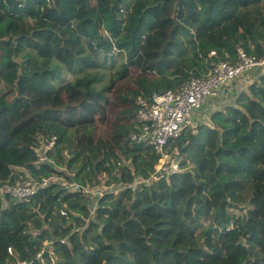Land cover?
Wrapping results in <instances>:
<instances>
[{
	"label": "trees",
	"instance_id": "trees-1",
	"mask_svg": "<svg viewBox=\"0 0 264 264\" xmlns=\"http://www.w3.org/2000/svg\"><path fill=\"white\" fill-rule=\"evenodd\" d=\"M239 47L264 56V0H0V188L47 179L26 200L0 192V264H264V67L170 142L181 171L135 184L159 156L128 138L137 96L175 91ZM131 66L126 120L95 138ZM103 174L119 192L67 188Z\"/></svg>",
	"mask_w": 264,
	"mask_h": 264
},
{
	"label": "built area",
	"instance_id": "built-area-1",
	"mask_svg": "<svg viewBox=\"0 0 264 264\" xmlns=\"http://www.w3.org/2000/svg\"><path fill=\"white\" fill-rule=\"evenodd\" d=\"M213 55L215 52L211 51L209 56ZM257 67H264V56L248 55L239 47L235 61L213 62L205 74L187 78L175 91L167 89L153 92L147 97L137 96L135 120L138 126L129 133L128 138L132 142H141L152 147L159 159L149 178L140 179L135 184H149L181 171V158L166 151L170 142L194 126L198 120L197 110L207 98L226 97L229 84ZM56 139V136L43 138L44 150H49L55 144ZM46 182V178L38 182H16L14 185H5L0 192L9 194L19 201L26 200L36 192L38 186L45 185ZM67 188L71 191H84L76 182L67 185ZM7 251L12 255L11 248ZM42 252L43 250H40L36 257L40 258ZM41 261L43 262V259ZM17 264L28 263L18 261Z\"/></svg>",
	"mask_w": 264,
	"mask_h": 264
},
{
	"label": "rangeland",
	"instance_id": "rangeland-1",
	"mask_svg": "<svg viewBox=\"0 0 264 264\" xmlns=\"http://www.w3.org/2000/svg\"><path fill=\"white\" fill-rule=\"evenodd\" d=\"M131 74L129 77L121 79L117 82V84L113 87L112 91L107 94L108 97V104H107V110H106V120L104 122L97 120L96 125L93 127L92 134L95 138L101 137L104 139H110L112 132L114 130V125L116 122L123 123L126 120V112L123 108V102H121V99L118 97L121 95L123 90L131 89L135 86V78L137 72L133 70V67L131 66ZM109 70L106 71L103 75L102 81L99 83V85H104L108 83L109 79ZM65 78L71 79L72 77L70 75H66ZM239 85L238 88L243 86V79L242 77L238 78ZM225 98V97H224ZM229 100V97H227L226 101ZM199 114V113H198ZM200 119H205L203 117V113H200ZM198 121V120H196ZM106 175H100V181L101 184H98L94 187H84V193L87 194V196L92 200L96 201L97 197L103 193L105 190H113L114 193L120 191V187L116 185H110L107 186L104 184V181L106 180ZM62 214H64L62 212Z\"/></svg>",
	"mask_w": 264,
	"mask_h": 264
},
{
	"label": "crops",
	"instance_id": "crops-1",
	"mask_svg": "<svg viewBox=\"0 0 264 264\" xmlns=\"http://www.w3.org/2000/svg\"><path fill=\"white\" fill-rule=\"evenodd\" d=\"M242 76V75H241ZM240 76V77H241ZM243 79H245V80H243V86H246V85H248L253 79V76H250V75H245V76H243L242 77ZM243 86H241V87H243ZM241 87H239V88H241ZM239 90H238V86L235 88V87H228L227 88V96L225 97V98H222L221 100H220V104H223V103H225V102H227L226 101V99H227V97H229L230 98V94H231V92L232 93H236V92H238ZM212 98L214 99L215 97H210V98H207L206 100H205V103H206V108H214V105H212L211 104V100H212Z\"/></svg>",
	"mask_w": 264,
	"mask_h": 264
},
{
	"label": "clouds",
	"instance_id": "clouds-1",
	"mask_svg": "<svg viewBox=\"0 0 264 264\" xmlns=\"http://www.w3.org/2000/svg\"><path fill=\"white\" fill-rule=\"evenodd\" d=\"M16 182H17V181H15V183H16ZM15 183H13V184H8V185H14ZM3 187H4V186H2L1 188H3ZM1 188H0V189H1ZM99 196H100V195H99Z\"/></svg>",
	"mask_w": 264,
	"mask_h": 264
}]
</instances>
